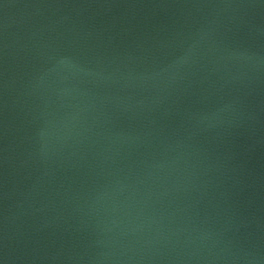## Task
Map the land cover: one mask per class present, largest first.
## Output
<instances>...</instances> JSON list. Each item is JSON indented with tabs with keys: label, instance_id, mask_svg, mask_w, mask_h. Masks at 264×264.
<instances>
[{
	"label": "water",
	"instance_id": "95a60500",
	"mask_svg": "<svg viewBox=\"0 0 264 264\" xmlns=\"http://www.w3.org/2000/svg\"><path fill=\"white\" fill-rule=\"evenodd\" d=\"M0 264H264V0H0Z\"/></svg>",
	"mask_w": 264,
	"mask_h": 264
}]
</instances>
